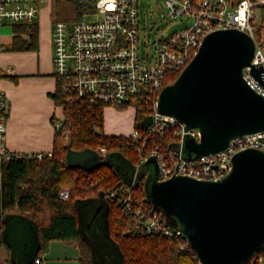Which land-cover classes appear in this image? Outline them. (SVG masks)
<instances>
[{
    "label": "built area",
    "instance_id": "obj_1",
    "mask_svg": "<svg viewBox=\"0 0 264 264\" xmlns=\"http://www.w3.org/2000/svg\"><path fill=\"white\" fill-rule=\"evenodd\" d=\"M51 1L0 0V27L38 23L42 6ZM78 1L88 3L89 11L85 17L73 22L56 20L52 24L54 75L63 81L67 102L81 99L116 108L135 107V102L145 104L149 122L144 130L134 129L132 133L133 139L139 142L136 148L138 166L154 157L159 165V181L175 175L219 180L232 169V159L237 152L248 148L264 151L262 131L234 138L223 151L187 159L183 153L185 140L190 136L199 141V129H187L175 117L158 111L159 95L168 73L182 71L202 46L204 37L216 30L238 29L254 39L251 64L262 70L260 79L253 73L252 66L244 69L243 76L248 86L264 97V30H258L264 0H200L198 3L164 0L173 17L187 14L192 23L159 40L155 48L148 45L153 50L146 48L143 52L140 0ZM8 114L6 93L0 84V167L13 159L43 160L52 156V152H13L7 142ZM62 123V119L53 122L57 130ZM98 152L101 156L107 154L105 147H100ZM140 169L135 168L128 184L109 188L105 198L130 211L145 235H160L178 241L181 251L190 253L199 264H204L180 229L170 226L148 199L140 203L135 199ZM59 198L67 201L70 191L61 189ZM36 262L41 263V259ZM257 264H264V255L258 257Z\"/></svg>",
    "mask_w": 264,
    "mask_h": 264
},
{
    "label": "water",
    "instance_id": "obj_2",
    "mask_svg": "<svg viewBox=\"0 0 264 264\" xmlns=\"http://www.w3.org/2000/svg\"><path fill=\"white\" fill-rule=\"evenodd\" d=\"M254 52L255 41L246 32H210L178 78L161 91L158 111L201 133L199 141L186 138L187 159L223 151L238 136L264 131V97L243 76ZM252 68L260 79L262 70ZM101 158L92 149L67 153L71 168L87 171L100 165ZM232 163L219 180L175 175L164 181L158 179L156 158L143 164L153 167L148 200L182 231L204 264H243L264 249V151H239ZM134 171L124 174L127 183ZM32 255L23 261L13 258L12 264H28Z\"/></svg>",
    "mask_w": 264,
    "mask_h": 264
},
{
    "label": "trees",
    "instance_id": "obj_3",
    "mask_svg": "<svg viewBox=\"0 0 264 264\" xmlns=\"http://www.w3.org/2000/svg\"><path fill=\"white\" fill-rule=\"evenodd\" d=\"M193 1L198 3L200 0ZM72 3L76 10L75 20L85 17L89 11L88 3L78 0ZM260 18L258 30L262 31L264 8L260 10ZM13 31L12 50L34 48L39 35L38 23L14 25ZM180 73H168L164 87L172 84ZM53 98L58 106L63 107V123L59 130L55 128L52 156L43 160L13 159L1 164L0 246L11 251L12 245L6 236L7 226L11 218L23 217L39 236V250L27 260L28 264H41L36 260L44 256L53 240L76 244L81 253L80 264H98L78 216V203L97 196L106 200L108 235L117 244L122 264H199L190 253L179 249L178 241L160 235H145L130 211L124 210L116 201L105 198L109 188L128 184L124 174L143 167L138 166L136 148L139 142L132 136H107L104 133L107 106L81 99L67 102L62 80H57ZM135 109L134 128L142 131L149 122V112L141 102H135ZM100 147H105L107 154L101 156V164L97 167L87 171L68 165V150L98 151ZM116 155L122 156L120 159L123 161L116 159ZM146 178L147 174L140 169L138 184L134 189L135 199L139 203L148 199ZM69 186L70 199L61 200L59 191ZM263 254L264 250L243 264H257L258 257Z\"/></svg>",
    "mask_w": 264,
    "mask_h": 264
},
{
    "label": "crops",
    "instance_id": "obj_4",
    "mask_svg": "<svg viewBox=\"0 0 264 264\" xmlns=\"http://www.w3.org/2000/svg\"><path fill=\"white\" fill-rule=\"evenodd\" d=\"M51 6L52 3L42 6V15L38 21V40L33 49L12 50L13 27L9 25L0 27V48H3L0 50V84L6 93L9 109L7 142L9 148L16 153L52 152L55 137L53 122L63 117V107L58 106L53 98L57 89V79L53 66L51 29L54 21ZM130 107L133 109L131 114L121 111L120 118L122 116L126 120L128 118L127 127L131 131L126 133L119 127L116 133L113 129L107 128L105 118L104 131L107 136H132L136 109ZM124 124L122 122L121 126ZM107 130H112L113 134L107 133ZM10 222L24 228L31 236L19 238L25 239L19 242L23 244L20 251H17L18 247L13 243L11 251L0 246V264H12L13 258L23 261L39 250V236L26 219L14 217ZM80 257V249L76 244L53 240L40 259L41 264H80Z\"/></svg>",
    "mask_w": 264,
    "mask_h": 264
},
{
    "label": "rangeland",
    "instance_id": "obj_5",
    "mask_svg": "<svg viewBox=\"0 0 264 264\" xmlns=\"http://www.w3.org/2000/svg\"><path fill=\"white\" fill-rule=\"evenodd\" d=\"M51 3L53 21H75L76 10L72 2L66 0H52ZM139 16L142 52L147 49L153 50L159 40L168 37L176 31L190 26L192 23V19L187 14L173 17L170 14L164 0H140ZM257 21H259V17L257 18ZM148 45H151L153 48L151 49L148 47ZM132 110V107H129L125 110H119L116 107L107 106L105 110L107 128L113 129V131L116 133L119 131V127L125 130L123 132H130L131 129H128L127 127L128 118L127 120L123 116L120 118V114L122 111L130 115ZM122 122L125 123L124 126H121ZM111 131L112 130H107V133L113 134ZM104 133L106 132L104 131ZM121 157L116 155V159H118L120 162L123 161L120 159ZM141 169L142 173L147 174L146 185L149 189L152 182L149 176L153 173V167L144 166ZM75 178L77 179V177ZM63 189L69 190L71 196L70 186L63 187ZM100 205H104V207L100 212L97 213ZM105 205L106 200L97 196L91 197L84 202H79L78 216L80 227L83 233L91 241L94 259L98 264H122V257L117 244L108 235L107 211ZM6 236L9 238L10 243H13L18 247L17 251H20V248H23V244L21 245L19 242L25 241L23 238H25V236L31 235L24 228L16 226L13 222H9L6 229ZM20 237L23 238L19 239Z\"/></svg>",
    "mask_w": 264,
    "mask_h": 264
}]
</instances>
